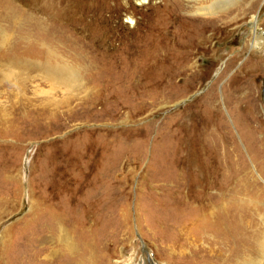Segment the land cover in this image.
I'll list each match as a JSON object with an SVG mask.
<instances>
[{"label": "rangeland", "instance_id": "374dc122", "mask_svg": "<svg viewBox=\"0 0 264 264\" xmlns=\"http://www.w3.org/2000/svg\"><path fill=\"white\" fill-rule=\"evenodd\" d=\"M210 2L0 0V264H223L228 236L168 249L211 213L264 235V0Z\"/></svg>", "mask_w": 264, "mask_h": 264}, {"label": "bare ground", "instance_id": "6f19581e", "mask_svg": "<svg viewBox=\"0 0 264 264\" xmlns=\"http://www.w3.org/2000/svg\"><path fill=\"white\" fill-rule=\"evenodd\" d=\"M194 1H196V0H194ZM210 1L211 2L209 3V5L201 6L200 8H198L196 11V14H199V13L202 15L210 14L214 10H218L220 7L227 6V5L229 6L231 4V0H210ZM253 6L254 5L252 4L249 7V10H251ZM251 22L254 25H256V22H257L256 17H253ZM163 29H165V28H163ZM167 30H168V28H167ZM165 33H166L165 35H167V32H165ZM172 35H173V33H172ZM252 35H253L252 47L255 48L258 46H262L264 43V38L257 36V30L253 31ZM50 64H47L46 65L47 67L45 68V70H47V73L49 75H52V76L56 75L57 78L59 76H63V75H65L67 78H73L75 76L74 71L67 66H61L62 64L60 65L59 63H55L54 65H50ZM49 75H48V77H49ZM59 81H60V79H59ZM69 83H70L69 80L65 81L66 85H69ZM227 194L228 193H226V195ZM225 205L226 204L223 203L221 205V207H223ZM41 213L42 214H48V213H46V211H42ZM209 213H211V212H209ZM50 214H52V213H50ZM243 218H239V219H237V221H231L229 224V221L224 220V219H226V218H224V216H221L218 214L213 216L212 213L203 215V217L201 219L197 220V222H198L197 224L194 221H193V223L190 222V224L195 225L194 236L196 238H198V240L200 239L198 241L199 244L194 243V241L190 240L187 237L188 235L185 234L182 237L183 241H182V244L180 245L179 249H176L175 243H171L169 245L168 249H169L171 254L175 253L178 255H188L190 253L189 250H191V249H194L196 255H200V253L204 252V253L208 254V256H206L208 258V260H207V262H208V261L212 260V256H214L213 255V253H214V250H213L214 245L213 244H219L221 242V239L225 238V236H228L229 241H226L225 245H223V247H220V250L222 252H224V246H225L226 247L225 252L226 253L228 252L227 254L225 253L224 255H221V260L223 261L222 262L223 264H262L263 263L262 262L263 255H264V235L260 232V230H257V232L254 233L251 237L249 236L250 238L248 239L249 243H248L247 248H246V243H245V245L244 244L242 245L240 243L237 246L236 245L232 246V244H230V242H231L230 238L236 234H239L240 230L245 229V226L248 222L244 223ZM180 221H182V220H180ZM188 232H189V230H188ZM201 238H206L205 240H207L209 242L208 245H204L203 242L201 243L200 242ZM199 261H200L199 264H205L202 259H200Z\"/></svg>", "mask_w": 264, "mask_h": 264}, {"label": "clouds", "instance_id": "9594fccd", "mask_svg": "<svg viewBox=\"0 0 264 264\" xmlns=\"http://www.w3.org/2000/svg\"><path fill=\"white\" fill-rule=\"evenodd\" d=\"M144 2L146 3V2H147V0H144ZM126 22H127V21H126ZM131 26H134V23H133Z\"/></svg>", "mask_w": 264, "mask_h": 264}]
</instances>
